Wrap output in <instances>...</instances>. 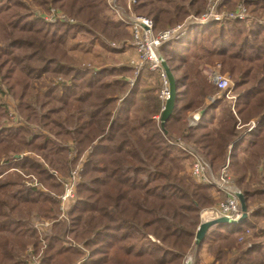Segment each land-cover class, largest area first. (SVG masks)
Returning a JSON list of instances; mask_svg holds the SVG:
<instances>
[{
	"label": "trees",
	"instance_id": "16d2710c",
	"mask_svg": "<svg viewBox=\"0 0 264 264\" xmlns=\"http://www.w3.org/2000/svg\"><path fill=\"white\" fill-rule=\"evenodd\" d=\"M204 4L135 0L132 11L158 34ZM116 5L127 11L126 0ZM238 5L250 16L188 25L158 49L176 85L161 130L157 74L134 78L130 60L107 59L133 48L107 0H0V264H184L201 211L225 196L194 181L176 142L199 150L214 176L227 162L246 206L244 222L211 226L198 249L211 264H264V0L221 1ZM50 10L73 22L45 21ZM216 63L233 102L201 76ZM201 110L204 120L188 126ZM72 171L76 200L56 221ZM40 219L55 220L42 235L32 225Z\"/></svg>",
	"mask_w": 264,
	"mask_h": 264
},
{
	"label": "built area",
	"instance_id": "2783aa9c",
	"mask_svg": "<svg viewBox=\"0 0 264 264\" xmlns=\"http://www.w3.org/2000/svg\"><path fill=\"white\" fill-rule=\"evenodd\" d=\"M221 1L222 0H210L207 11L199 18L189 19L188 22L182 26H176L161 33L154 34L152 23L149 19L134 15L132 5L135 3V0H127V13H125L120 6L116 5V0H107L117 19L130 27L131 41L129 44L133 46L137 56L135 61L132 60L129 62L134 70V78L145 68H147L150 72L157 74L160 84L158 98L162 103V110L168 97V81L163 71L164 60L160 57L158 49L164 43L176 38L188 25H205L210 23L223 24L227 21H242L245 19L246 9L242 5L236 6V8L230 12H218ZM49 19L51 20L50 22H52L55 19L63 20L64 17L59 16L52 11ZM68 22L71 23V21ZM207 78L217 89V94L215 95L216 99H233L231 96L233 84L226 76L219 72V66L216 69L211 70L209 74H207ZM130 82H132V80ZM10 116H13L11 112ZM198 122L199 119L197 114L189 116L188 126H196ZM253 126L254 124L251 123L249 129ZM176 144L184 149L193 159L190 167V174L192 178L198 183L211 185L225 196L224 200L217 206L205 209L200 213L199 225L218 218H226L230 221H237L241 216L239 200L237 197L239 193L232 186V180L228 172V163L226 162L219 173L214 176L199 150L191 145H185L179 142H176ZM72 178L74 179V177ZM73 198V187L67 184L60 199L62 202H65Z\"/></svg>",
	"mask_w": 264,
	"mask_h": 264
},
{
	"label": "rangeland",
	"instance_id": "374dc122",
	"mask_svg": "<svg viewBox=\"0 0 264 264\" xmlns=\"http://www.w3.org/2000/svg\"><path fill=\"white\" fill-rule=\"evenodd\" d=\"M209 1L210 0H205V4H204V7H202L203 8V11H202V13L200 14V16L202 15V14H204L206 11H207V8H208V3H209ZM126 2H127V0H126ZM236 8V7H235ZM246 9V8H245ZM53 10H50V12L48 13V14H45L44 16H43V18H44V20L45 21H47V22H50L51 20L49 19V16H50V13L52 12ZM231 11V10H230ZM230 11H228L227 9H225L224 7H222L221 5L219 6V8H218V12H230ZM54 12V11H53ZM126 13V12H125ZM193 14V13H192ZM262 15V18L264 19V13H261ZM135 15V14H134ZM59 16H61V15H59ZM200 16H196V17H193V16H190V17H188V18H186V20L183 22V24H178V25H175L174 27H176V26H182V25H184V24H186L187 22H188V20L189 19H192V18H199ZM250 15H249V13H248V11H247V9H246V17H249ZM245 17V18H246ZM57 19H55L54 21H52V22H55ZM59 21H71V20H66V19H63V20H59ZM73 21H71V23H72ZM174 27H172V28H174ZM127 40V39H126ZM80 42L81 43H83V45H86V43H85V41L83 40V38H81V40H80ZM127 44H129L130 43V41L129 40H127V42H126ZM96 50H99L98 49V44L96 43V44H94V51H96ZM129 50V49H128ZM127 50V51H128ZM133 50H134V48H133ZM126 51V53L124 54L125 55V58L124 57H122V54H114V53H112V55L111 54H109V53H106V56H108L107 57V59L108 60H111V62H114V63H121L122 64V58H123V60L125 61V62H128L129 60L130 61H135L136 59H137V56H136V53H135V56H132V53H131V51H128L127 52ZM134 52H135V50H134ZM77 53H78V55H77ZM82 53L83 52H81V51H79V52H77V51H73V54L76 56V57H81L82 56ZM98 54V53H97ZM93 55L95 56L96 54H95V52L93 53ZM94 56H88V58H91L94 62H99L100 61V58L102 59L103 57H105V53L103 52V54L101 55V56H96V57H94ZM111 56H113V57H111ZM84 57H86V56H84ZM93 57V58H92ZM100 57V58H99ZM106 58V57H105ZM112 58H115L114 60L115 61H113V59ZM129 61V62H130ZM219 66V72L221 73V67H220V65L218 64V63H216L215 65H213V66H209V65H204V66H202V67H204V68H206V67H208V69H210V70H214V69H216L217 67ZM201 67V68H202ZM210 72V71H209ZM209 72H207L206 74L204 73H201V76H202V78H204L206 81H208L211 85H213L209 80H208V78H207V74H209ZM222 75H224V76H226L229 80H230V78H229V76L227 75V74H223V73H221ZM151 81L152 82H154V81H156V82H158V79H157V77H156V75H152V79H151ZM231 81V80H230ZM231 83L233 84V82L231 81ZM214 86V85H213ZM215 87V86H214ZM233 87H234V84H233ZM216 88V87H215ZM232 90H233V88H232ZM217 94V92L215 93V95ZM231 96L233 97V99H231L230 101H234V96H233V92L231 91ZM209 98V97H208ZM212 97H210L209 99H211ZM8 101H9V103L10 102H14V100H12V99H7ZM212 100V99H211ZM16 102V101H15ZM207 102H208V100H207ZM210 102V101H209ZM11 104V103H10ZM196 114V113H195ZM190 115H192V114H189V116ZM189 116H188V118H189ZM193 147V146H192ZM195 148V147H194ZM80 169V167H78V170ZM77 172L78 171H72V172H70V174L68 175V177L66 178V179H63V181L64 182H67L66 184H69V186H72L73 187V190H74V186H75V182H77V179H78V177H76V175H77ZM72 177H74V179L72 178ZM195 181V180H194ZM197 182V181H196ZM232 186L238 191V193H240V191L237 189V187L236 186H234V184L232 183ZM64 191H65V188H64ZM212 194H214L213 192H212ZM241 194V193H240ZM63 194H61L60 196H58V199H59V206H58V216L56 217V221L57 220H60V221H66V219H67V216H66V212H67V210L73 205V203H74V201L76 200V197H74L73 199H69L68 201H65V202H62L61 201V196H62ZM242 195V194H241ZM214 198L215 199H217L218 197L217 196H214ZM222 202V201H221ZM220 203V202H219ZM205 210V209H204ZM203 211V210H202ZM201 211V212H202ZM54 221L55 220H53V219H40V220H32V225H34V226H36L37 227V230L41 233V235L42 234H44V233H46L47 231H46V229H50L51 227H52V225H53V223H54ZM42 224V225H41ZM245 234V236H248L249 234H248V232H245L244 233ZM244 237V236H243ZM241 240H242V237H240L239 239H238V241L239 242H241ZM195 241V240H194ZM195 253V254H194ZM195 255H196V252H194V246H193V248H192V250L189 252V254L186 256V258H185V261H184V264H186V262L187 263H190V264H193L194 263V258H195Z\"/></svg>",
	"mask_w": 264,
	"mask_h": 264
},
{
	"label": "water",
	"instance_id": "95a60500",
	"mask_svg": "<svg viewBox=\"0 0 264 264\" xmlns=\"http://www.w3.org/2000/svg\"><path fill=\"white\" fill-rule=\"evenodd\" d=\"M163 71L166 75L167 81H168V97L164 103L163 110L160 114V128L163 130L165 122L169 119V117L172 114L173 108H174V101H175V96H176V85L174 78L172 76V73L170 72V69L168 66L163 63ZM205 114V110H201L197 112V117L198 119H201L203 115ZM238 200H239V206H240V211H241V216L237 221H230L226 218H218L209 222L202 223L198 226L196 234H195V243H194V252H196L198 246L202 243L205 234L207 230L216 224H230V225H235L244 222L247 219V212H246V206L244 203V199L242 195L239 193L238 194ZM195 254V253H194ZM190 264V263H187Z\"/></svg>",
	"mask_w": 264,
	"mask_h": 264
},
{
	"label": "crops",
	"instance_id": "0c3cea01",
	"mask_svg": "<svg viewBox=\"0 0 264 264\" xmlns=\"http://www.w3.org/2000/svg\"><path fill=\"white\" fill-rule=\"evenodd\" d=\"M128 51H131V53H132V56H135V52H134V50H133V48H130ZM127 51V52H128ZM126 53V52H125ZM124 53V54H125ZM124 54H122V57H124L125 58V55ZM122 62H125L124 60H123V58H122ZM209 71H211L210 69H208V67H206V68H204V67H202L201 68V73H207V72H209ZM153 73V72H152ZM212 99V98H211ZM211 99H207L208 100V103H210L212 100ZM210 101V102H209ZM197 114V113H196ZM204 116V115H203ZM202 119V118H201ZM201 119H199V120H201ZM202 120H204V119H202ZM196 253H198L197 255H198V264H211L212 263V258L207 254V250H206V246H202L201 248H197V250H196Z\"/></svg>",
	"mask_w": 264,
	"mask_h": 264
}]
</instances>
